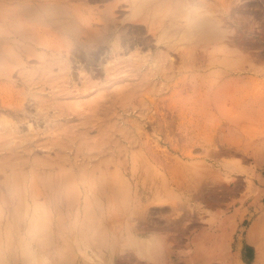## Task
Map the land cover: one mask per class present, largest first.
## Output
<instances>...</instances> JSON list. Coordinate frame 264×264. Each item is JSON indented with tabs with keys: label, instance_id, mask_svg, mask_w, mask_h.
I'll return each mask as SVG.
<instances>
[{
	"label": "rangeland",
	"instance_id": "1",
	"mask_svg": "<svg viewBox=\"0 0 264 264\" xmlns=\"http://www.w3.org/2000/svg\"><path fill=\"white\" fill-rule=\"evenodd\" d=\"M32 1L0 0V212L25 214L20 176L23 191L51 193L55 226L10 261L0 241V264H143L164 239L181 246L199 202L261 209L264 67L250 47L264 40V0H141L138 12L125 0L113 11L115 0ZM114 15L119 47L89 31Z\"/></svg>",
	"mask_w": 264,
	"mask_h": 264
},
{
	"label": "crops",
	"instance_id": "2",
	"mask_svg": "<svg viewBox=\"0 0 264 264\" xmlns=\"http://www.w3.org/2000/svg\"><path fill=\"white\" fill-rule=\"evenodd\" d=\"M246 50L249 52V48ZM250 57L252 67H264V60L261 59L264 57L263 39L251 44ZM261 82L263 86L264 81ZM207 119L209 122L207 130L214 131L219 122L217 117L214 114ZM211 139L215 140L211 137L207 140L211 141ZM211 147L214 148L212 154L216 159L215 154L220 155V151H215V148H220V145L213 143ZM219 155L217 158L220 159ZM209 192L215 195L214 188L209 189ZM202 193L200 184V190L194 194L202 196ZM193 211L195 214L191 216V223L195 226L191 228L188 225L186 232L184 230L181 232V240L174 241L176 244L179 242L181 246L169 247L168 239H164V253L152 256L150 261L143 264H257L261 259L262 251L258 246L263 245L264 253V205L261 209L248 206L238 210L236 204L222 205L218 202L200 205L199 202ZM253 211H260L261 215L247 230L241 232L243 219L247 218L248 212ZM242 213L245 214L241 216L243 219L238 220Z\"/></svg>",
	"mask_w": 264,
	"mask_h": 264
},
{
	"label": "bare ground",
	"instance_id": "3",
	"mask_svg": "<svg viewBox=\"0 0 264 264\" xmlns=\"http://www.w3.org/2000/svg\"><path fill=\"white\" fill-rule=\"evenodd\" d=\"M34 1V0H33ZM32 1V2H33ZM57 3H61V2H64L62 0H53ZM122 1V0H121ZM129 3H131V5L135 6L136 8V12L140 11L141 8L144 6V3L142 1L144 0H125ZM41 2V1H40ZM120 3V0H115L114 3L111 5V10L113 11L114 9L116 8H120L121 4L119 5ZM37 4V3H36ZM85 6V5H84ZM96 6V5H95ZM89 8V7H88ZM79 9V8H78ZM87 9V8H86ZM97 9V8H96ZM144 9V8H143ZM80 10V9H79ZM109 10V9H108ZM121 10V9H120ZM81 11V10H80ZM123 11V10H121ZM96 13V12H95ZM121 13V12H120ZM89 14V13H88ZM114 14V12H113ZM91 16V15H90ZM88 17V16H87ZM86 17V18H87ZM154 17V16H153ZM78 18V17H77ZM81 19V18H79ZM149 20V19H148ZM147 19L144 21L143 20H140L141 22H145L147 25H152L153 24V20L150 19V21H148ZM81 21V20H80ZM79 21V22H80ZM92 21V22H91ZM90 21V28H89V31L91 32L92 36L95 37V36H98L103 42L105 43H110L111 40H115V43L117 44H113L112 46L114 47H119L121 44H120V39L122 37V35L124 33H119L116 31V29L114 30H111V28H115L117 27L118 25V22L116 20V16L114 15L112 18H109L108 20H103L102 18L100 17H96L95 18L93 17L92 20ZM100 23V26H101V23L103 24V28L104 30H101L99 27H94L93 23ZM8 23V22H7ZM82 23V22H81ZM93 24V25H92ZM102 28V27H101ZM44 30V29H43ZM42 32V31H41ZM46 32V31H45ZM45 32H42L43 34ZM153 32V31H152ZM48 33V32H47ZM46 33V34H47ZM9 34H5L4 36V39L5 41H9L11 42V38L8 36ZM79 36V35H78ZM77 36V37H78ZM34 37V36H33ZM92 37V38H93ZM35 38V37H34ZM33 38V39H34ZM3 39V38H2ZM36 39V38H35ZM49 39V38H48ZM35 41V40H34ZM32 42V41H31ZM128 40H125L124 43H127ZM31 45V44H30ZM51 45V44H50ZM2 48V47H1ZM121 48V47H120ZM4 49V48H3ZM103 51V50H102ZM91 55V54H90ZM97 56H100L98 53H95V54H92L90 56V58L88 59L89 62H93L96 60V57ZM154 64V63H153ZM10 73V72H9ZM72 83V82H71ZM2 84V82H1ZM7 91V90H6ZM7 95V94H6ZM4 98H6L5 96H3ZM94 131V130H93ZM134 157V156H133ZM20 177V176H19ZM19 177H15L12 179V181H14V185H13V191L14 192V195H13V198H16V202L18 203H25L27 204L26 205V208H25V214H22V215H14V214H9V215H5L6 213L5 212H0V219L2 217L5 218L4 221H2L3 223L0 225V241L4 243V250L8 251L6 253V256L5 257H8L9 260H12L14 254L12 253L13 252V247H15V245L17 246H21L23 247L24 249V253L25 255L28 253V251H31V250H34L35 248H37V241H38V238L39 237H42V234H43V230H45L48 226L50 227H53L55 226V220H54V208H53V202H52V196H51V193L48 191V190H45V189H33L32 191H29L28 188L27 189H24V191L22 190V188H20V185H21V179ZM24 181V180H23ZM117 182H118V179H116L115 177V181L110 183V188L112 189H118V186H117ZM86 183V182H85ZM24 184V183H23ZM22 184V185H23ZM27 184V183H25ZM106 185V184H105ZM42 187V186H41ZM52 187V185H51ZM88 189V188H87ZM53 190V189H52ZM110 191V190H109ZM1 193V191H0ZM114 193H116V191H114ZM10 194V192H9ZM111 194V193H110ZM109 194V195H110ZM120 194V193H119ZM1 195V194H0ZM113 195V194H112ZM8 195H1L0 197H2L3 200L0 199V201L4 202V203H8ZM111 196V195H110ZM114 196V195H113ZM111 196V197H113ZM43 198L44 199V202L42 203L45 208H46V214L42 220V222L40 223V225L38 227H35L32 223V206L34 203L37 202L38 198ZM54 197V196H53ZM55 198V197H54ZM114 198V197H113ZM121 198V197H120ZM119 198V199H120ZM112 201V200H111ZM121 201V200H120ZM116 202V201H115ZM30 203V204H29ZM55 203V202H54ZM32 205V206H30ZM120 205V204H119ZM113 206V205H112ZM118 206V205H117ZM116 207V206H114ZM1 208V207H0ZM14 208V207H13ZM2 209V208H1ZM1 211V210H0ZM5 211H8L5 210ZM12 212V211H11ZM5 213V214H4ZM4 215V216H2ZM49 220V224H47V221ZM13 221H16L18 226H16L15 229L11 230V229H4V225L5 227L7 228V224L10 222H13ZM14 223V222H13ZM8 224V226H9ZM59 225V224H58ZM12 227V226H11ZM259 244V243H258ZM20 247V248H21ZM259 249H261L262 251V255H263V249L261 247V245L258 246ZM18 252V251H17ZM16 252V253H17ZM0 256L1 253H0ZM28 256V254H27ZM264 256V255H263ZM21 257V256H20ZM17 258H18V254H17ZM26 259V258H25ZM18 260V259H17ZM19 262V261H18ZM17 262V263H18ZM7 264V263H6ZM16 264V263H15Z\"/></svg>",
	"mask_w": 264,
	"mask_h": 264
},
{
	"label": "clouds",
	"instance_id": "4",
	"mask_svg": "<svg viewBox=\"0 0 264 264\" xmlns=\"http://www.w3.org/2000/svg\"><path fill=\"white\" fill-rule=\"evenodd\" d=\"M46 214V208L42 203L36 202L32 206V223L38 227Z\"/></svg>",
	"mask_w": 264,
	"mask_h": 264
}]
</instances>
